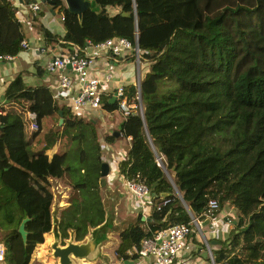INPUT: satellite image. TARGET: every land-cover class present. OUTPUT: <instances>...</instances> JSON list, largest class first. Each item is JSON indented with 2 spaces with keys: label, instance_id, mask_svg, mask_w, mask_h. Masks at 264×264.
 <instances>
[{
  "label": "trees",
  "instance_id": "16d2710c",
  "mask_svg": "<svg viewBox=\"0 0 264 264\" xmlns=\"http://www.w3.org/2000/svg\"><path fill=\"white\" fill-rule=\"evenodd\" d=\"M94 2L99 10L88 9L80 20L63 0H54L52 12L64 17L60 45L82 57L87 46L108 38L135 44L138 37L140 60L149 64L140 81L143 113L134 109L122 122L120 132L132 142L117 165L121 178L147 185L149 210L145 220L138 214L119 234L117 257L133 258L128 250L160 229L188 223L191 216L201 219L208 199L216 198L220 208L229 201L237 218L212 252L214 263L264 264V0ZM42 31L49 43L53 36ZM23 39L15 8L0 0V54L15 56ZM5 96L27 102L38 129L28 137L15 106L0 114V238L7 264H36L35 247L45 234L51 241L50 179L66 178L70 187L68 205L59 213L62 238L72 229L80 240L103 221L102 149L92 124L59 105L47 87H26L17 76ZM115 107L109 99L101 106ZM59 111L63 124L44 133V149L63 135L77 147L31 153L30 139L39 135L41 120L58 119ZM112 139L113 134L107 138ZM25 217L23 241L18 227Z\"/></svg>",
  "mask_w": 264,
  "mask_h": 264
},
{
  "label": "crops",
  "instance_id": "0c3cea01",
  "mask_svg": "<svg viewBox=\"0 0 264 264\" xmlns=\"http://www.w3.org/2000/svg\"><path fill=\"white\" fill-rule=\"evenodd\" d=\"M8 1L15 8V16L20 22L24 33L23 40L27 41L28 47L26 49L21 48L22 50L13 56L10 61H0V111L1 113H5L8 107L15 106L18 111L22 112L29 137L33 133L29 129L28 120L25 117V112L29 110L22 105H27V102L22 100V103L17 104L14 101H10L5 96L6 87L14 78L20 76L26 87L45 86L59 105L68 107L69 95L74 92L76 85L69 91L61 89L58 86L61 71L47 72L44 69V63L54 55L69 54L72 48H65L60 45V42H62L61 36H63L65 28L63 21L60 20L61 15L52 12L51 3L41 2L39 0L41 2V8L37 12H33L29 10L28 4L37 0ZM109 12L114 13V9H109ZM42 28L49 31L53 36L49 43L44 38ZM92 48L93 46H87L84 50V55L92 54L90 57H93V62L90 66L91 75L102 79L106 73L110 72L113 76L110 82L105 83L102 81L99 85L103 92L102 102L105 99H109L111 103H115L112 95L115 86L119 83L125 86L128 96L132 97L139 90L140 81L145 73L148 72L149 64L145 60L136 62L130 50L122 51L120 55H116L112 50L104 53H93ZM63 72L69 75L74 74L70 68L63 70ZM77 117L81 118L84 124H92L91 126L95 130L97 140L102 149V160L109 165V173L106 177L107 184L111 187H118L124 193L117 206L118 217L127 218L132 222L135 216L141 214L142 219L145 220V215L149 210L148 207H145L143 211L136 209L134 198L128 193H125L122 178L116 172V162L126 156L127 149L131 146L132 142L131 137H126L120 132V126L125 120L122 114L117 107L113 111H109L103 108L94 110L88 106L85 112ZM58 119L57 117L50 116L41 120V131L39 135L30 139L29 151L31 153L51 155L49 152L51 153L52 151L53 153L56 151L53 150L56 144L51 148L44 149L45 143L39 141V137L42 130L46 132L54 121L57 124ZM44 123L46 124L45 129L43 128ZM111 134L114 135V139L107 140ZM65 180L66 178L64 180L57 178L50 179L51 191L54 183L57 184L59 190L65 191L63 203H66L70 190L68 184H65ZM198 216L202 217L201 222H205L207 219L203 216V213ZM236 218L237 211L235 207L229 201H226L215 217L210 219L208 224L202 226L200 223L198 227L193 228L192 232L185 237L183 247L177 253L176 264H215L212 252L217 250L220 242L228 237L233 225L236 223ZM118 236H115V242L112 244L115 246L113 250L118 245ZM108 249H106L107 252H109ZM127 260L133 261V264H149L147 258L141 259L136 254L133 258H128ZM120 262V264H123V259Z\"/></svg>",
  "mask_w": 264,
  "mask_h": 264
},
{
  "label": "built area",
  "instance_id": "2783aa9c",
  "mask_svg": "<svg viewBox=\"0 0 264 264\" xmlns=\"http://www.w3.org/2000/svg\"><path fill=\"white\" fill-rule=\"evenodd\" d=\"M28 8L30 11L37 12L41 8V2L39 0L30 2ZM63 19L64 17L61 16L60 20L63 21ZM20 46L26 49L28 47L27 41L22 40ZM92 50L93 53H104L108 50H112L116 55H120L122 51L130 50L136 62H140L139 48L124 37L108 38L103 42L93 45ZM90 55L92 56V54H87L82 57H76L69 54H57L48 58L44 63V69L47 72L52 73L61 71L58 80V86L61 89L69 91L76 85V89L68 98V107L71 113L76 116L85 112L88 106L94 110L100 109L102 106L103 92L99 85L102 81L108 83L113 79L110 72L106 73L102 79L91 75L90 66L93 62V57H90ZM12 58L13 56L11 55L0 54V61H10ZM67 68H70L74 74L69 75L63 72V70ZM112 97L114 98L113 100L116 103L117 109L124 119H126L134 109L142 114L139 90L130 97L125 91V86L119 83L115 86ZM25 117L28 120L29 129L31 131L37 130L38 125L35 120V114L31 111H26ZM120 160L116 162V166ZM122 185L125 193H128L134 198L136 209L138 211H143L150 203V191L147 185L136 179L123 178ZM219 208L220 205L218 200L216 198H209L203 216L213 219L216 215L215 212H218ZM201 219L200 217L191 216V220L188 223H176L164 229H160L152 236L144 237L140 241L139 247L133 248L132 251L129 252V255L135 252L141 259L147 258L149 264H176L177 253L182 249L185 237L192 232L193 228L200 225ZM0 264H7L5 261V246L1 243Z\"/></svg>",
  "mask_w": 264,
  "mask_h": 264
},
{
  "label": "water",
  "instance_id": "95a60500",
  "mask_svg": "<svg viewBox=\"0 0 264 264\" xmlns=\"http://www.w3.org/2000/svg\"><path fill=\"white\" fill-rule=\"evenodd\" d=\"M53 4L54 0H42ZM66 8L70 13L77 15L81 20L83 13L88 9L98 11L99 7L94 0H63ZM135 45L138 48V37L135 39ZM69 67V65H68ZM140 95V88H139ZM112 99H114L112 97ZM141 110L142 103L140 99ZM59 119L55 128H58L63 124L62 112L59 111ZM109 173V165L107 162L102 161L100 165V179L99 184L102 188V206L104 211L103 221L94 226L88 227L87 234L80 240L75 239V234L72 229L67 231L68 236L62 238L59 230L60 223V210L66 206L63 203L64 190H59L56 183L52 188V203L50 209L51 217V229L48 234L51 236V242L49 243L51 249V256L57 260V264H96L101 262L102 264H111V255L106 251L114 242L115 236L119 235L125 230L131 221L127 218L118 217V204L124 193L119 190L118 187H111L107 184L106 177ZM170 182L174 185L170 175ZM166 194L163 193L162 196ZM28 217L21 220L18 232L20 233L23 241L26 240L27 232L25 230V223L28 221ZM210 222V218H207L205 222H201V225H206ZM123 264H133V261L123 260Z\"/></svg>",
  "mask_w": 264,
  "mask_h": 264
},
{
  "label": "rangeland",
  "instance_id": "374dc122",
  "mask_svg": "<svg viewBox=\"0 0 264 264\" xmlns=\"http://www.w3.org/2000/svg\"><path fill=\"white\" fill-rule=\"evenodd\" d=\"M23 106H25V104H22ZM45 123L43 125V128L45 129ZM57 124H55V121L51 124L50 128H55ZM60 129V128H59ZM76 130H72L71 132H75ZM86 131H88V129L86 128ZM44 130H42L41 134H40V139L39 141H41L42 143H45L44 141ZM42 139V140H41ZM78 145V143L76 141H74L72 143V141L69 139L68 136H62L61 139L59 141L56 142V146L53 148V150H57L59 152H63V151H68L70 149L76 148ZM49 154H52L49 152ZM115 188V187H114ZM102 189V188H101ZM101 197H103V192L101 190ZM236 197H234L235 199ZM68 205V202L66 201V206ZM121 214L122 211H120ZM119 214V215H121ZM1 233H2V228L0 227V237H1ZM48 234V233H47ZM46 235V234H45ZM44 235V241L41 244H38L33 252V258L36 264H57V260L55 258H53L51 256V249L49 246V243L51 242H46V237ZM50 237V235H49ZM51 238V237H50ZM51 240V239H50ZM0 243L4 245L3 240L0 238ZM5 246V245H4ZM115 246L112 245L110 246V248L108 249L110 255H111V264H120V258L117 257L116 253H115V249L113 250ZM96 264H102L101 262H97Z\"/></svg>",
  "mask_w": 264,
  "mask_h": 264
}]
</instances>
